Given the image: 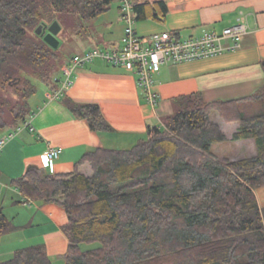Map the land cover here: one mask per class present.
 Wrapping results in <instances>:
<instances>
[{"label": "trees", "instance_id": "1", "mask_svg": "<svg viewBox=\"0 0 264 264\" xmlns=\"http://www.w3.org/2000/svg\"><path fill=\"white\" fill-rule=\"evenodd\" d=\"M113 1L0 0V115L8 110L19 126L31 116L36 81L50 91L59 87V47L37 35L38 27L56 21L62 27L71 14L90 22ZM131 4L136 22H166V2ZM61 102L93 132L114 130L98 104ZM172 103L163 127L128 149L98 147L70 173L31 168L11 181L25 199L63 208L66 264H264V207L255 192L264 188V83L237 100L207 102L194 93ZM213 113L239 124L231 140H253L256 155L231 161L214 154L215 145L230 140ZM85 164L92 176L80 172ZM17 230L0 208V240ZM86 244L98 247L84 250ZM0 264L53 262L44 245H30Z\"/></svg>", "mask_w": 264, "mask_h": 264}, {"label": "crops", "instance_id": "2", "mask_svg": "<svg viewBox=\"0 0 264 264\" xmlns=\"http://www.w3.org/2000/svg\"><path fill=\"white\" fill-rule=\"evenodd\" d=\"M162 1L168 6L166 22H136L135 29L140 36L148 37L168 31L178 33L183 38L200 37L211 31L221 33L239 23L243 17L247 21L248 33L242 39L241 48L211 59L164 65L155 78L154 91L160 98L156 106L150 105L145 93L137 87L136 75L125 69L109 65L101 59L78 67L72 75L73 86L65 97L78 103L98 104L114 129L111 132H93L87 121L75 118L61 101L47 100L49 88L45 87L41 91L38 89L32 114L28 118L33 130L26 128L20 132L7 143L0 155V208H4L6 213L4 205L11 199L12 206L32 210L22 216L6 214L19 227L15 232L20 233V241L23 240L19 248L44 245L53 264H66L69 241L62 230L66 223L63 208L57 203L25 199L10 185L13 179L23 177L31 168L43 173H70L81 157L90 150L98 147H132L145 138L151 129L163 127L164 119L174 113L172 101L176 97L201 93L207 102L230 101L248 97L263 85L264 0ZM121 29L119 44L112 48L121 47L125 27ZM96 49L100 48H91L90 51ZM79 54L85 52L73 54L62 63L60 69ZM217 118L214 122L220 125L231 141L239 124L226 123L220 116ZM16 127L17 125L11 126L5 135ZM252 141L234 143L236 149H242L246 143H251L255 155L256 147ZM52 148H60L62 153L52 167L46 169L43 167L42 157ZM235 151L228 153L227 158L232 161L240 159L241 152L235 155ZM79 170L86 176L93 175L89 164L81 166ZM10 195L16 196V200H12L15 198H10ZM39 223L45 224L46 228H34Z\"/></svg>", "mask_w": 264, "mask_h": 264}, {"label": "built area", "instance_id": "3", "mask_svg": "<svg viewBox=\"0 0 264 264\" xmlns=\"http://www.w3.org/2000/svg\"><path fill=\"white\" fill-rule=\"evenodd\" d=\"M122 12L125 29L121 47L96 49L73 56L71 61L61 69L64 77L56 78L59 87L46 94L47 100L61 101L73 86L72 75L75 70L101 59L109 65L121 67L136 75L137 87L145 93L147 102L156 106L159 104L160 98L154 91L155 78L161 73L164 65L191 63L236 52L241 48L242 39L248 33L247 21L242 17L239 23L224 29L221 33L211 31L200 37L183 38L178 33L164 31L142 37L135 29L136 20L131 2L125 0ZM29 120L0 139V155L7 143L20 132L26 128L33 130ZM61 153L62 149L60 148L50 149L42 157L43 167L51 168Z\"/></svg>", "mask_w": 264, "mask_h": 264}, {"label": "rangeland", "instance_id": "4", "mask_svg": "<svg viewBox=\"0 0 264 264\" xmlns=\"http://www.w3.org/2000/svg\"><path fill=\"white\" fill-rule=\"evenodd\" d=\"M128 1L131 2L132 0ZM124 3L125 0H114L113 3L106 8L105 12L90 22H83L78 15L71 14L68 16L66 22L63 24L64 26H62L63 30H61L58 36L60 40L59 49L57 50L58 60L63 63L75 53H86L90 51L91 48L98 47L100 49H110L119 44V36L122 30L121 28L125 27V22H122V7L124 6ZM56 76L59 78L64 77L61 69L57 71ZM36 84L39 91L45 89V86L41 83L36 81ZM4 93L8 98H11V100L13 99L14 101H17L19 99L18 95L15 94V90H6ZM35 98L36 97L34 96L31 99V109H33V102H35ZM217 117H219L217 114H212V119L214 121L218 119ZM13 125V116L11 112L7 110L4 112V114L0 115V139L5 136V132L10 130L11 126ZM236 147L237 146L235 145L234 141L231 140L227 143L219 144V146H214L213 153L222 159L227 158V154L232 153L235 150V155L241 152L240 159L254 156L251 143H246L242 149H236ZM254 151H256V148H254ZM255 192L258 202L261 208H263L264 188L257 189ZM12 196L15 198L12 200H16L17 197L14 195ZM12 196L10 195L9 197L11 198ZM8 202L9 203H6L4 206L6 214L9 216H22L24 213L32 212V210H29L28 208L12 206V204H10L11 199ZM34 228L45 229L46 227L45 224L39 223V225H35ZM19 234L20 233H13L2 237L0 242V262L10 260L13 257L15 250L19 248L21 244H23V240L20 241ZM96 247H98V244L83 245L84 250L93 249Z\"/></svg>", "mask_w": 264, "mask_h": 264}, {"label": "water", "instance_id": "5", "mask_svg": "<svg viewBox=\"0 0 264 264\" xmlns=\"http://www.w3.org/2000/svg\"><path fill=\"white\" fill-rule=\"evenodd\" d=\"M62 30L59 22H54L51 25L43 24L36 30L37 35L41 36L44 41L54 49H57L60 45V40L58 38Z\"/></svg>", "mask_w": 264, "mask_h": 264}]
</instances>
